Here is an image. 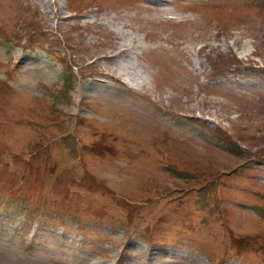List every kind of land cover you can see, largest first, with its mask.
<instances>
[{
	"label": "rangeland",
	"instance_id": "1",
	"mask_svg": "<svg viewBox=\"0 0 264 264\" xmlns=\"http://www.w3.org/2000/svg\"><path fill=\"white\" fill-rule=\"evenodd\" d=\"M0 264H264V0H0Z\"/></svg>",
	"mask_w": 264,
	"mask_h": 264
},
{
	"label": "bare ground",
	"instance_id": "2",
	"mask_svg": "<svg viewBox=\"0 0 264 264\" xmlns=\"http://www.w3.org/2000/svg\"><path fill=\"white\" fill-rule=\"evenodd\" d=\"M141 79V78H140Z\"/></svg>",
	"mask_w": 264,
	"mask_h": 264
}]
</instances>
